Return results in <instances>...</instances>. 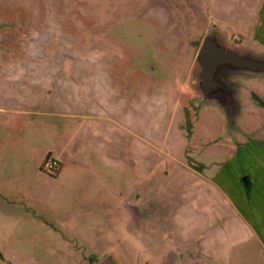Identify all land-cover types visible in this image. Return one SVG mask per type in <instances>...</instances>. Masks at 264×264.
Wrapping results in <instances>:
<instances>
[{
  "label": "rangeland",
  "instance_id": "374dc122",
  "mask_svg": "<svg viewBox=\"0 0 264 264\" xmlns=\"http://www.w3.org/2000/svg\"><path fill=\"white\" fill-rule=\"evenodd\" d=\"M250 14L245 0H0V264H264L259 226L217 176L241 144L264 150V78L232 76L234 131L192 76L208 27L264 52ZM32 108L66 114L14 111ZM32 123L57 125L73 166L43 170Z\"/></svg>",
  "mask_w": 264,
  "mask_h": 264
},
{
  "label": "crops",
  "instance_id": "0c3cea01",
  "mask_svg": "<svg viewBox=\"0 0 264 264\" xmlns=\"http://www.w3.org/2000/svg\"><path fill=\"white\" fill-rule=\"evenodd\" d=\"M245 2H249V12L251 13L247 18L253 19L254 23H257L258 19L264 18V0H245ZM250 2L254 3L255 6L252 7ZM219 9L218 15L223 18L230 20L244 18L243 15L240 13H235L233 9H229L224 4L220 5ZM247 35L253 37V33L251 31H248ZM0 110L4 109L0 107ZM14 111L20 114L28 113L33 115L45 114L64 116L66 114L63 110L57 108L54 110H41L38 108H32L28 110L16 109ZM78 114L79 113H73V115ZM3 127H5V120L0 119V139L3 136ZM51 129V132L48 131V129H37L32 123L30 126V132H28V135L26 134L25 138L27 145L35 144V142L41 140V138L48 141V144L46 143V145H44L42 148L38 149L35 147L36 152L34 153L38 154L42 151L41 153L45 155V159L50 158L56 160L59 164L56 170V174H58L59 171L64 169L66 164L73 166L76 161V157L74 154H71V157H63V152L66 151L68 147H70V141L64 143L62 140L63 134H60L59 136V131L56 124L52 125ZM60 143H62V145L59 146ZM239 147H245V152H242L241 150L240 152L242 153H239L240 155L235 156L230 161L231 164L224 166L223 170H221L217 176L219 177L220 181H222V183L226 184L228 192L231 193L236 200V205L246 212L249 220L259 226L264 236V150H252L249 144H241ZM54 151H56V154L52 155L51 152ZM33 159H35V157H33ZM39 168L41 170V167ZM246 172L250 177L249 179H246L247 182L244 185L240 183V178ZM2 184L3 183H1L0 178V189L3 187Z\"/></svg>",
  "mask_w": 264,
  "mask_h": 264
},
{
  "label": "water",
  "instance_id": "95a60500",
  "mask_svg": "<svg viewBox=\"0 0 264 264\" xmlns=\"http://www.w3.org/2000/svg\"><path fill=\"white\" fill-rule=\"evenodd\" d=\"M193 71L194 89L200 104L215 105L226 116L232 130L240 129L237 119L242 113L239 84L233 75L264 78V52L242 48L224 36L216 27H208L198 46ZM96 264H123L110 252Z\"/></svg>",
  "mask_w": 264,
  "mask_h": 264
},
{
  "label": "built area",
  "instance_id": "2783aa9c",
  "mask_svg": "<svg viewBox=\"0 0 264 264\" xmlns=\"http://www.w3.org/2000/svg\"><path fill=\"white\" fill-rule=\"evenodd\" d=\"M58 162L54 159L47 158L44 160L42 168L45 171H54L58 167Z\"/></svg>",
  "mask_w": 264,
  "mask_h": 264
},
{
  "label": "flooded vegetation",
  "instance_id": "af4514ba",
  "mask_svg": "<svg viewBox=\"0 0 264 264\" xmlns=\"http://www.w3.org/2000/svg\"><path fill=\"white\" fill-rule=\"evenodd\" d=\"M0 256H2V253L0 252Z\"/></svg>",
  "mask_w": 264,
  "mask_h": 264
}]
</instances>
